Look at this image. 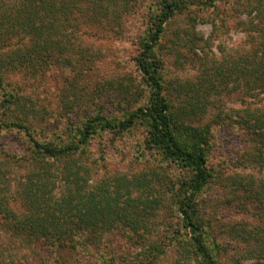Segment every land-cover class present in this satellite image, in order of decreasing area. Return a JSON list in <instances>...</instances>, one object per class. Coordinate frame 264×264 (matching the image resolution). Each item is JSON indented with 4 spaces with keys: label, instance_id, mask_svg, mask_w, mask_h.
I'll return each mask as SVG.
<instances>
[{
    "label": "rangeland",
    "instance_id": "374dc122",
    "mask_svg": "<svg viewBox=\"0 0 264 264\" xmlns=\"http://www.w3.org/2000/svg\"><path fill=\"white\" fill-rule=\"evenodd\" d=\"M152 1L156 0H138L117 32L106 21L77 13L58 38L73 49L62 53L52 49L49 55L82 59L81 65L71 62L63 66L51 59L41 69L4 66V83L0 84L7 90L2 95L0 90V119L21 120L17 104H8L6 98L9 92H30L45 110L27 114L23 120L38 139L58 143L97 113L120 120L146 105L149 90L136 59L150 26L147 6ZM248 4L251 0H217L214 6L193 7L191 12L177 15L159 49L165 91L175 110L182 115L191 107L197 113L187 117H193L194 124H213L208 155L212 177L198 203L209 226L208 236L221 243L220 264H264V247H260L264 237L255 232L264 227V214L250 204L244 208L237 204L258 202L252 193H258L256 189L264 180V154L257 152L264 146V136L258 130L260 123L247 117L256 109L264 115V88L252 89L246 85L247 79L238 75L239 70H246L243 61L247 54L264 41L257 33L264 24V0L258 5L263 10L261 17L260 11L257 14L258 9L251 10ZM117 21L121 23V19ZM186 29H193L188 40ZM219 62L222 64L217 67ZM146 136L147 123L140 119L123 133H96L86 151L77 156L78 151L72 160H53L35 155L22 130L4 129L0 133V185L6 194L14 193L37 164L54 162L55 176H45L43 181L52 182L54 196L59 197L65 180L57 171L65 163L79 160L89 165V191L105 185L115 194L122 193L117 203L125 207V219L143 213L144 221L139 232L119 220L99 239L55 250L42 241H26L0 230V264H178L186 255H181L182 247L190 248L191 233L180 219L176 190L190 174L163 158L161 151L148 149ZM232 182L250 186L238 197L225 186ZM190 256L183 264H199Z\"/></svg>",
    "mask_w": 264,
    "mask_h": 264
},
{
    "label": "trees",
    "instance_id": "16d2710c",
    "mask_svg": "<svg viewBox=\"0 0 264 264\" xmlns=\"http://www.w3.org/2000/svg\"><path fill=\"white\" fill-rule=\"evenodd\" d=\"M109 1L113 0H17L13 3L0 0V83H4V74H2L4 66L14 69L24 67L41 69L47 60L51 61V59L63 66H70L71 62L74 65H81L82 59H70L71 57L63 56L55 58L49 55V52L52 49H56L59 53L65 49H73L71 44L64 43L58 38L68 28L70 22L75 20L77 13L83 17L86 14L84 17L86 19L97 20V22L106 21L115 32L121 29L122 22L126 20L127 11L131 10L138 0H116L112 5ZM262 1L259 0V3L255 4L251 0V5H247L251 10L256 7L257 14L260 11V17L263 10L258 5H261ZM152 2L147 6L150 26L140 41L141 51L136 59L149 90L146 105L138 107L126 118L120 120L97 113L95 116L88 117L76 131L67 133L65 139L63 137L57 143L38 139L33 134L32 128L23 120L27 114L33 116L45 110L39 106L33 96H30V92L24 93L25 95L9 92L6 101L8 104H17L22 119L1 118L0 133L4 129L22 130L28 137L35 155L53 160L61 158L72 160L78 151L77 156L81 151H86V145L96 133L103 130L123 133L131 129L138 120L145 121L147 123L146 147L161 151L163 158L179 164L190 174L176 190L180 219L191 233L190 248L182 247L181 255H186L183 259H178V264H183V261L189 257V253L190 258L199 260V264H220L221 243L208 236L207 227L209 226L200 213L198 203L199 194L206 189L212 177L208 166V155L213 124L211 122L204 125L194 124L195 119L187 117L197 113L191 107L182 115L175 110L165 91L162 76L163 61L159 56V49L167 35L168 25L177 15L191 12L193 7L214 6L217 0H156ZM83 4L86 6L83 7ZM120 19L121 23L117 21ZM192 30L184 31L187 40L190 39ZM257 31L264 40L263 23ZM175 34L177 37L180 35ZM174 43L179 44V41ZM247 56L243 63L246 62L244 68L249 70L241 69L238 75L245 77L246 85L252 89L264 88V41L258 42L255 49ZM219 63L217 67L222 64V62ZM218 70L220 71L219 68ZM1 86L0 84L2 95L7 89ZM7 102L4 100L2 104L5 105ZM258 111V109L251 111L247 117H251L254 124L260 123L258 130L264 136V115H260ZM216 120L219 118L214 119ZM247 121L244 119L245 123ZM257 152L264 154V146ZM88 154V158L91 159L93 154L90 152ZM35 160L40 158L36 157ZM91 164L95 165L96 161L92 160ZM54 165V162L46 165L37 164V168L32 169L33 172L27 173L26 181L14 188V193L6 194L0 185L1 231L11 232L26 241H42L54 250L65 247L75 248L80 241L99 239L106 232L112 231L119 220L127 221L134 231L139 232L144 221L143 213L140 216L138 214L125 219L126 212L123 214L125 207L117 203L122 193L115 194L105 185L94 191L86 188L89 182L87 162L84 164L74 160L60 167L61 170L57 172L64 178L65 186L62 194L55 197L53 183L43 181L45 176L48 179L55 176ZM1 178L2 175L0 180ZM225 186L231 190V194L240 197L250 184L232 182ZM256 192L258 193L252 194L258 202L242 201L237 204L242 208L250 204L259 208L264 214V180L260 181ZM18 198L19 200H16ZM151 203L152 201L149 205ZM255 230L259 236L264 237V227ZM253 231L254 229H249V232Z\"/></svg>",
    "mask_w": 264,
    "mask_h": 264
}]
</instances>
